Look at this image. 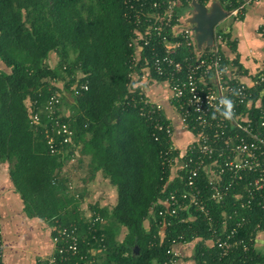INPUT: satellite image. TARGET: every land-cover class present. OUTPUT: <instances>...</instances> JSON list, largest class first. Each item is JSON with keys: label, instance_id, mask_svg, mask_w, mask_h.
Here are the masks:
<instances>
[{"label": "trees", "instance_id": "trees-1", "mask_svg": "<svg viewBox=\"0 0 264 264\" xmlns=\"http://www.w3.org/2000/svg\"><path fill=\"white\" fill-rule=\"evenodd\" d=\"M124 11L123 0H0V64L6 68L0 69V164L8 165L9 178L28 217L80 222L82 194L75 199L66 181L54 182L67 158L49 153L43 126L46 116L34 127L27 106L30 99L41 108L52 92L68 90L61 107L65 110L68 105L71 112L68 116L63 111L62 121L75 132V144L90 158L92 173L102 172L117 190L113 208L98 210L107 220L103 264H164L173 239L183 236L186 243L212 239L211 227L191 209L194 219L189 217L190 210L181 212L171 218L164 236H159L158 211L164 208L159 202L170 192L183 190L184 181L164 163L161 154L169 148L166 138L156 141L153 123L123 103L133 87L129 77L133 26ZM51 52L60 58L56 68L47 64ZM144 54L146 59L142 57L139 66L150 68V51ZM188 54L182 48L176 58ZM150 79L162 81L154 73ZM76 83L88 89L75 95ZM68 96L71 103L66 102ZM232 195L223 204L209 203L213 224L221 231L225 215L235 209L239 215H249L250 223L236 236L248 249L237 246L221 257L214 242L212 247L199 244L193 257L197 264L262 262L254 240L263 214L257 209L253 213L240 210ZM228 223L231 228L234 222ZM123 229L126 233L119 241Z\"/></svg>", "mask_w": 264, "mask_h": 264}, {"label": "built area", "instance_id": "built-area-1", "mask_svg": "<svg viewBox=\"0 0 264 264\" xmlns=\"http://www.w3.org/2000/svg\"><path fill=\"white\" fill-rule=\"evenodd\" d=\"M216 1L224 8L230 7L229 10L225 8L229 17L239 20L243 11L259 0H205V5ZM123 6L126 20L133 26L129 41L133 49L129 62L133 87L130 86L131 94L123 103L137 109L141 117L153 123L156 141L166 138L169 148L161 154L164 163L184 181L183 190H174L159 202L164 207L158 211L161 217L159 236H164V229L171 226V218L193 209L210 225L212 240L221 257L237 246L247 250L244 240H237L236 236L250 223L249 215H239L235 209L233 214L225 215L222 229L217 232L209 203L223 204L233 193L240 210L253 213L257 209L263 214L255 230L256 233L264 230V72L254 77L253 85L234 76L235 62L221 50L227 37L220 25L215 29V45L207 47V51L199 49L190 23L192 0H123ZM182 48L189 54L177 59ZM145 50L150 51V68L139 66L142 57L146 59ZM151 73L169 88L179 112L180 128L192 136L184 151H179L174 143L175 127L164 115L163 104L146 92L145 85ZM87 89L86 84L79 83L72 87L75 95ZM66 94L56 90L43 107L30 99L27 106L34 127L42 124V115L46 116L43 126L49 153L61 155L67 158L66 163H71L80 157L81 145L75 144V132L70 124L62 121L61 104ZM224 98L234 104L235 115L231 120L218 113L213 118L217 105ZM64 173L63 167L54 182L66 181ZM66 186L75 199H80L73 182L67 181ZM80 219L70 224L54 219V251L42 264H103L108 249L103 233L106 218L91 211ZM231 220L234 223L228 228ZM185 244L183 236L173 239L167 251L169 259L164 264H181L180 247ZM0 264H6L2 246Z\"/></svg>", "mask_w": 264, "mask_h": 264}, {"label": "crops", "instance_id": "crops-1", "mask_svg": "<svg viewBox=\"0 0 264 264\" xmlns=\"http://www.w3.org/2000/svg\"><path fill=\"white\" fill-rule=\"evenodd\" d=\"M263 26L264 0H259L249 5L243 11L239 20L228 17L219 26L225 30L227 37V42L221 47V50L228 59L235 62L236 71L234 76L248 85H253L254 77L264 72ZM145 89L150 97L163 104L164 115L175 127L174 143L179 151H184L191 143L192 136L180 128L179 112L176 103L171 99L169 88L162 81L150 79L147 81ZM77 160H79V168L85 172L84 183L82 184L77 182L76 179L70 178L66 169L65 180L66 182H73L76 186V191L82 194L78 208L80 218L91 211L99 213L100 209H107L104 206L105 203L102 204L100 200L96 199L93 201L90 198L93 195L92 191L104 189L109 194L111 202L115 205L117 203L116 187L111 185L108 179L104 178L102 172L92 173L89 166V157L82 155L80 152V157ZM2 169H6L7 172L6 174H0V235L4 255L3 260L6 264H42L54 251L52 243V227L54 223L53 221L27 216L24 212V204L9 178L8 165L2 166ZM173 174L175 175V172ZM85 192L87 194L89 192L88 196L85 195ZM70 193L74 196L73 192ZM191 219H194V216ZM148 224L150 225L149 219L145 221L146 228ZM123 231L125 232L124 229ZM254 241V247L263 259L259 264H264V230L256 233ZM199 244L212 247L213 240H202L199 238L180 247L182 251L181 264H197L191 249L195 251Z\"/></svg>", "mask_w": 264, "mask_h": 264}, {"label": "water", "instance_id": "water-1", "mask_svg": "<svg viewBox=\"0 0 264 264\" xmlns=\"http://www.w3.org/2000/svg\"><path fill=\"white\" fill-rule=\"evenodd\" d=\"M192 17L194 36L199 49L215 45V29L225 21L230 13L216 1L210 6L203 5L198 0H192Z\"/></svg>", "mask_w": 264, "mask_h": 264}, {"label": "rangeland", "instance_id": "rangeland-1", "mask_svg": "<svg viewBox=\"0 0 264 264\" xmlns=\"http://www.w3.org/2000/svg\"><path fill=\"white\" fill-rule=\"evenodd\" d=\"M59 63H60V58H59L58 54L56 52H51L50 55H49V57H48L47 64L50 67H52V68H56L59 65ZM0 69L6 70V68L4 66H2V64H0ZM66 92L68 94V90H66ZM67 98H66V102L68 101L69 103H71L72 97L68 96ZM64 108H65L64 113L69 116L70 115V112H71L69 106L68 105H64ZM77 159H79V158H77ZM77 159H76L75 162L65 163L64 168L66 169L67 173H69L70 178L72 177L73 180L76 179L77 182H80V183L83 184L84 183L83 181H84V174H85V172L82 171L79 168V163H78L79 160H77ZM1 165L2 164H0V174L1 175L3 173L6 174L7 173L6 172V169H2V166H4V165L6 166V164H3L2 166ZM63 178L64 179L66 178L65 173H64V177ZM92 193H93V195L90 198L93 201H95L97 199V200H100L102 202V204L105 203L104 206L107 207V210H111L113 208L114 203L111 202V199L109 198V194L107 192H105L104 189L103 190H100V191H92ZM88 194H89V192H88ZM88 194L85 192V195L86 196H88ZM86 205H88V204H86ZM85 207H88V206H85ZM189 214H190L189 217L191 218L192 215H193V213L191 212V210L189 211ZM148 227H150L149 224H148ZM124 236H125V232L123 231V232H121L120 236L118 237V240L119 241H122L123 238H124ZM191 250H192L191 253L192 252L193 253L195 252L193 249H191Z\"/></svg>", "mask_w": 264, "mask_h": 264}, {"label": "clouds", "instance_id": "clouds-1", "mask_svg": "<svg viewBox=\"0 0 264 264\" xmlns=\"http://www.w3.org/2000/svg\"><path fill=\"white\" fill-rule=\"evenodd\" d=\"M236 93H234L235 95ZM233 101L229 100L228 98H224L220 101V103L217 105L215 113L213 114V118L216 117V114L218 113L221 117H223L226 120H231L234 118V111H233Z\"/></svg>", "mask_w": 264, "mask_h": 264}]
</instances>
